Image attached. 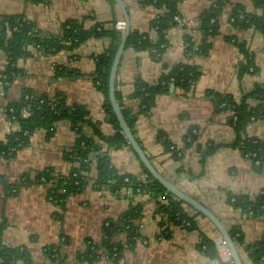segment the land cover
I'll return each instance as SVG.
<instances>
[{"label": "crops", "instance_id": "1", "mask_svg": "<svg viewBox=\"0 0 264 264\" xmlns=\"http://www.w3.org/2000/svg\"><path fill=\"white\" fill-rule=\"evenodd\" d=\"M145 1L123 0L129 12L131 31L147 32L156 42L157 31L151 25L158 9ZM217 1L178 0L179 17L185 20L184 26L177 24L169 29V43L160 57L153 56L150 50L137 51L126 47L116 81L124 102L137 108L139 103L132 94L138 79L156 83L181 62L200 69L201 75L194 88L187 93L182 88L171 87L168 92L157 96L150 113L139 116L136 121L135 135L165 178L211 209L228 230L233 227L241 229L245 242L253 243L264 236V218L234 208L227 198L232 193L254 199L264 192V165L260 170L256 169L250 159L230 145L236 139L234 127L229 122L231 113L216 109L206 94L208 91L229 93L240 101L256 84L264 83V35L254 28L236 27L229 17L231 6H226L219 19L218 32L209 40V51L187 54L185 34L201 38L198 30L200 18ZM229 1L244 5L249 13H264V8H257L251 0ZM13 15L26 16L40 30L51 33L58 32L70 19L83 22L86 29L98 23L112 29L114 21H124L115 0H0V18ZM235 40L245 43L252 52L256 73L239 78L238 66L245 57ZM110 43V37L90 38L73 50L63 49L52 55L30 47V54L17 60L19 73L5 86L0 80V140L5 141L19 128L8 119L6 108L19 100L24 91H31L36 97H54L62 93L68 103L86 106L87 119L96 123L104 135H114L116 128L107 120L110 115L104 109V96L92 78L96 56L104 53ZM55 65L76 69L83 76L56 77ZM6 66L7 54L0 49V73ZM251 103L256 105L257 102L252 100ZM192 128L198 136L196 143L203 149L210 142L220 148L203 160L201 152L194 146L178 160L172 152L166 151L159 134L164 133L177 148L184 149L185 135ZM246 134L264 141V118L251 122ZM76 139V131L70 121L64 119L55 125L51 134L43 128L38 129L31 136L29 145L13 157L0 156V241L8 247H24L30 255L29 263L16 260L15 264H48L46 248L59 244L64 245V264H88L82 257L90 246L102 243L104 224L117 220L135 206L142 209L136 220L139 236L129 243L125 233L115 236L113 239L122 247L119 260L102 255L94 264L231 263L229 249L204 216L196 217L198 228L194 230L173 225L158 214L157 199L151 194L135 192L131 187L113 192L108 187L96 188L90 182L80 193L67 198L64 209L56 205L49 197V185L36 183L35 177L46 168L69 173L73 164L67 153L74 147ZM109 157L111 165L120 173L146 177L129 147L112 149ZM88 174L96 177L95 162ZM162 221L163 225L160 224ZM201 235L215 241L220 259H211L198 249ZM239 252L244 264H254L244 249Z\"/></svg>", "mask_w": 264, "mask_h": 264}, {"label": "trees", "instance_id": "2", "mask_svg": "<svg viewBox=\"0 0 264 264\" xmlns=\"http://www.w3.org/2000/svg\"><path fill=\"white\" fill-rule=\"evenodd\" d=\"M39 2L41 0H31ZM114 2V0H111ZM257 8H264V0H251ZM145 3L154 6L159 11L166 9L163 14L159 13L152 20V28L157 31L158 40L153 42L147 32L131 31L127 40V47H133L137 51L150 50L155 57H160L168 46L167 33L176 26L179 16L178 0H146ZM226 6H231L229 17L238 28H254L264 35V13H249L242 4H232L229 0H218L201 16L198 30L200 39L185 34L186 52L189 55L195 53L206 54L210 48V38L218 32L219 19ZM116 22L112 23V29H106L102 23L96 24L91 29L84 28L83 22L70 19L64 22L56 33L40 30L32 20L23 15H13L0 18V49L7 54V66L2 73L10 82L19 73L16 66L17 60L30 54L29 48H35L45 55L55 54L63 49L73 50L90 38L110 37L111 43L108 49L101 55L96 56L95 69L92 73L94 84L104 96V109L111 116V123L115 125L116 133L111 136L104 135L99 126L92 120L87 119L89 112L86 106L70 104L66 96L58 93L54 97L42 95L36 97L31 91H24L19 100L12 102L6 108L8 119L18 124V130L11 132L5 141L0 140V156L13 157L17 151L30 143V138L38 129H45L48 134L52 133L55 125L61 120L70 121L72 128L77 133L74 147L67 153L68 160L73 164L67 174L59 173L54 168H46L36 174L35 182L49 185L48 193L51 200L64 209L67 198L70 195L80 193L90 182L94 187H108L113 192H118L124 187H131L135 192L151 194L158 202V214L176 226L187 229H197L196 217L200 216L192 207L186 205L180 199L168 192L166 202L161 196L167 192L165 187L155 180L144 167L138 155L132 150L119 127L118 119L113 111L110 101L109 76L113 59L115 57L122 32L116 28ZM235 43L242 52L245 60L238 66V76L242 78L247 73H256L257 67L252 52L243 42ZM55 75L76 78L83 76L76 69L62 65H55ZM200 69L189 63H178L162 75L153 84L138 79L132 98L138 101L137 108L124 102V97L118 88L116 81L115 95L121 108L123 117L135 134L134 125L139 116L146 114L155 104L158 95L168 92L171 87H179L187 93L193 89L199 76ZM206 96L212 100L216 109L226 110L231 113L230 124L236 132V139L230 145L238 148L242 154L250 159L255 168L260 170L264 165V141L249 137L246 134L248 125L254 120L264 118V83L256 84L246 93L240 101L229 93L208 91ZM256 101L252 105L251 101ZM14 110L10 112L9 108ZM28 111L27 116L21 115V109ZM14 117V118H13ZM234 117H236L234 119ZM192 128L185 135L184 149L177 148L164 133L159 134V139L164 144L166 151L180 160L184 158L186 150L196 147L201 152L202 159L214 154L220 146L210 142L206 148L196 143L198 136ZM91 131V132H90ZM127 146L134 153L141 164L146 177L142 178L132 174H122L111 165L109 152L112 149ZM96 158V161H94ZM259 160L260 165L255 161ZM93 162L97 166L96 177H90L88 172ZM27 181V178H26ZM27 183V182H26ZM228 203L234 208L242 209L246 214L264 218V192L251 199L245 194H228ZM190 208V210H188ZM141 207L135 206L122 214L117 220H109L104 224V239L101 244L90 246L89 251L82 257L88 264H94L102 255L119 260L121 245L113 239L115 236L125 233L127 242H134L139 236L137 219L141 216ZM189 222V225H185ZM164 224V222H160ZM238 249H244L254 264H262L264 258V236L253 243H246L241 229L233 227L229 230ZM168 235V234H166ZM198 249L211 259H220L217 244L212 239L201 235ZM65 244V242H64ZM63 244L52 245L46 248L49 258L48 264H64L65 256ZM93 247V248H92ZM100 249H103L100 252ZM16 260L30 262V255L26 248L8 247L0 241V264H15ZM230 264H234L231 260Z\"/></svg>", "mask_w": 264, "mask_h": 264}, {"label": "water", "instance_id": "3", "mask_svg": "<svg viewBox=\"0 0 264 264\" xmlns=\"http://www.w3.org/2000/svg\"><path fill=\"white\" fill-rule=\"evenodd\" d=\"M118 4L120 10L124 16V30L122 32L119 45L113 59V64L110 71L109 76V86H110V101L113 108V111L118 119L119 127L121 132L125 136L127 143L132 148V150L138 155L140 161L143 163L144 167L149 171L152 177L159 181L165 189L171 193L176 198L180 199L186 205L192 207L196 212H199L202 216H204L209 222H211L216 228L222 242L230 251V257L233 260L234 264H244L242 261V257L240 255L239 249L236 246L234 239L232 238L229 230L223 224V222L218 218V216L207 206H205L202 202H200L197 198L189 195L184 192L175 184V182L168 180L165 178L154 166L136 135L133 133L129 125L127 124L125 118L123 117L121 108L116 99L115 88H116V79L118 74L119 65L121 63L122 57L124 55L125 49L127 47V40L129 34L131 32V21L127 7L125 6L123 0H115ZM110 116H107V120H110Z\"/></svg>", "mask_w": 264, "mask_h": 264}, {"label": "built area", "instance_id": "4", "mask_svg": "<svg viewBox=\"0 0 264 264\" xmlns=\"http://www.w3.org/2000/svg\"><path fill=\"white\" fill-rule=\"evenodd\" d=\"M166 9H162V10H158V12L159 13H161V14H163L164 13V11H165ZM156 16H159V14L157 13V15ZM176 21L178 22V24L180 25V26H184V24H185V20L184 19H182L181 17H179V16H177L176 18ZM124 26H125V24H124V21L123 20H118L117 22H116V28L118 29V30H124ZM15 74L16 73H12V76H15ZM0 80H1V83H2V85H7L8 84V80L7 79H5V75L3 74V73H0ZM9 110H10V112H13V108L12 107H10L9 108ZM150 113V111H148L146 114H149ZM21 115L24 117V116H27L28 115V111L23 107L22 109H21ZM14 118V117H13ZM236 117H234V119H235ZM10 122H12V123H16V122H14V121H11L10 120ZM17 124V123H16ZM94 161H96V158H94ZM255 164L256 165H260V161L259 160H256L255 161ZM16 191V190H15ZM167 194H168V191L167 192H165L162 196H161V200L162 201H164V202H166V200H167ZM51 199V198H50ZM185 225H189V222H186V224ZM93 248V247H92ZM263 264H264V258H263V262H262Z\"/></svg>", "mask_w": 264, "mask_h": 264}]
</instances>
